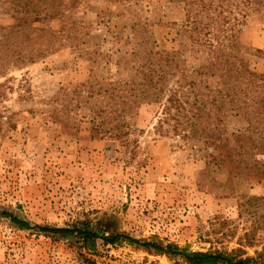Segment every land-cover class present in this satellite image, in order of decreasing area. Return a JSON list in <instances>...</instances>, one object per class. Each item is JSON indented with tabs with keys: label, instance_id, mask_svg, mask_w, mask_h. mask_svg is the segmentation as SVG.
<instances>
[{
	"label": "rangeland",
	"instance_id": "obj_1",
	"mask_svg": "<svg viewBox=\"0 0 264 264\" xmlns=\"http://www.w3.org/2000/svg\"><path fill=\"white\" fill-rule=\"evenodd\" d=\"M12 1L0 0V264H187L125 242L91 252L1 212L264 261V177L243 164L264 154L233 162L243 111L211 101L225 79L213 49L231 32L237 58L264 72V0H32L48 18L22 26L36 14ZM174 90L185 109L165 115Z\"/></svg>",
	"mask_w": 264,
	"mask_h": 264
},
{
	"label": "trees",
	"instance_id": "obj_2",
	"mask_svg": "<svg viewBox=\"0 0 264 264\" xmlns=\"http://www.w3.org/2000/svg\"><path fill=\"white\" fill-rule=\"evenodd\" d=\"M44 1V0H43ZM262 3V0H244L243 5ZM31 7V9H30ZM33 7V8H32ZM38 6L32 4V0H13L11 9L15 12L25 11L26 13L33 12ZM35 16H26L23 23L39 22L40 16L37 15L39 11L34 10ZM48 16L45 14L41 19H47ZM226 17H221L222 22H226ZM193 18L187 17L185 20L186 25H192ZM192 28L195 30L203 31L205 38L209 40L210 31L206 30L208 25L200 27L196 25V20ZM203 29V30H202ZM197 34V39H198ZM236 34L231 32L227 37V44H221L220 48H214L213 53L215 54L216 60L220 58V62L223 68V79H224V93L223 97L213 96L212 100L218 111L224 107L229 110H242L244 118L247 123V141L238 146V148H228V157L233 162H239L242 156L246 155H260L264 154V72H257L250 70L247 63L236 56L235 49L237 48ZM221 43V42H220ZM17 50V62L31 61L30 54L22 53V48ZM226 48V50H224ZM219 62V63H220ZM219 92V91H218ZM166 103L163 105V114L168 115L171 108H176L177 111L185 109L183 107V101L180 99L178 90L171 92L166 98ZM200 107L198 106L192 115L190 124L195 128L196 124L201 118ZM163 124V122L161 123ZM211 136L214 134H210ZM226 145V142L223 145ZM233 156H241L240 159H232ZM245 158V157H244ZM245 163L246 169L252 171L258 176L264 177V164H259V161L254 160L253 163L248 161ZM1 216L8 219L12 225L19 229H37L38 232L52 236L59 237L61 239L68 240L78 244L81 248L95 252L99 245L108 246L116 245L118 243L125 242L129 245L152 251L161 255H166L173 258L183 259L187 264H264V261L259 260L261 254L257 257H242L240 254L228 253L223 251H190L186 248H181L175 244H161L158 242L144 241L135 239L125 233L113 232L109 228L108 223L97 222L91 224L89 221H80L66 227H49V226H34L32 227L29 223L17 218L9 212H1ZM87 264H96L94 261L85 259Z\"/></svg>",
	"mask_w": 264,
	"mask_h": 264
}]
</instances>
